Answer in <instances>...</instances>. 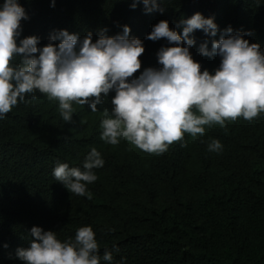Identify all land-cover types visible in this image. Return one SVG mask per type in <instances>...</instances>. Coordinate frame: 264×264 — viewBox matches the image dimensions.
<instances>
[{"label":"trees","instance_id":"obj_1","mask_svg":"<svg viewBox=\"0 0 264 264\" xmlns=\"http://www.w3.org/2000/svg\"><path fill=\"white\" fill-rule=\"evenodd\" d=\"M133 2L20 0L29 14L21 37L37 35L45 45L53 30L68 29L81 36L91 31L95 40L101 28L115 35L129 25L145 46L138 76L159 67L156 53L167 46L164 39H145L152 26L168 20L182 31L178 22L200 12L218 25L216 37L192 34L197 43L190 51L201 70L214 71L220 58L199 54V44L208 40L211 48L228 26L251 30L245 38L264 49V0H164L163 13L147 14L142 3L131 8ZM114 95L95 113L74 105L66 123L58 102L35 92L0 119V264H22L16 250L28 247L33 226L54 230L61 240L91 226L101 255L113 252L112 264H264V113L223 128L205 126L203 136L185 134L156 154L100 139L101 113L111 110ZM213 139L222 151H208ZM93 147L105 163L94 169L98 178L87 186L88 199L71 194L52 172L57 163L82 166Z\"/></svg>","mask_w":264,"mask_h":264},{"label":"clouds","instance_id":"obj_2","mask_svg":"<svg viewBox=\"0 0 264 264\" xmlns=\"http://www.w3.org/2000/svg\"><path fill=\"white\" fill-rule=\"evenodd\" d=\"M139 3L146 14L165 11L164 0H134L130 7L135 9ZM27 19L29 14L20 0L0 4V119L26 102L27 95L39 92L58 102L59 115L69 123L74 105H88L95 113L97 105L114 91L113 107L101 113L100 139L109 145L124 140L143 151L161 154L171 144L182 142L185 134L203 136L205 126L223 128L226 121L252 120L264 113V49L259 42L245 38L251 30L234 31L228 26L219 39L211 40V48L208 40L201 42L199 54L220 58L219 66L209 71L201 70L190 49L197 43L192 34L198 30L216 37L215 18L196 12L178 22L182 31L170 27L168 20H160L145 37L167 41L156 53L159 67L144 68L134 76L141 68L145 46L141 38L130 35L129 25L115 35H107L108 29L101 28L95 40L91 31L81 36L68 29L53 30L48 43L41 45L37 35L21 37V22ZM207 148L219 152L223 146L213 139ZM104 163L101 152L93 147L82 166L57 163L52 175L71 194L91 199L87 186L97 180L94 169ZM30 237L28 247L16 250L22 264L113 261L112 251L105 249L101 255L91 226H81L74 238L63 240L54 230L33 226Z\"/></svg>","mask_w":264,"mask_h":264}]
</instances>
